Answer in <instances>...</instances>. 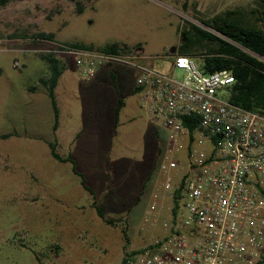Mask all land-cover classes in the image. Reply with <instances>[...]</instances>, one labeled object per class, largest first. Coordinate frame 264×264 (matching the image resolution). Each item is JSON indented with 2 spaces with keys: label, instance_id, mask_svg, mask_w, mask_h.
Returning a JSON list of instances; mask_svg holds the SVG:
<instances>
[{
  "label": "rangeland",
  "instance_id": "obj_1",
  "mask_svg": "<svg viewBox=\"0 0 264 264\" xmlns=\"http://www.w3.org/2000/svg\"><path fill=\"white\" fill-rule=\"evenodd\" d=\"M260 1L84 0L80 13L69 0H11L0 6V264H118L124 251L148 239L149 204L159 201L162 191L158 163L166 148V131L149 120L138 95L130 92L136 71L112 65L124 104L116 136L104 152L100 136L110 129L117 101L111 82L99 85L93 78L80 77L72 59L59 58L64 70L54 88L59 112L53 131L49 98L37 82L47 74L37 50L50 43L37 34L49 32L52 41H78L94 49L106 43L141 47L145 57L137 61H151L152 67L163 69L170 60L165 57L168 49L175 47L177 52L181 31L189 23L212 31L200 20L233 8L253 21L256 15L250 10L262 9ZM193 58L200 64L202 55ZM32 86L34 90H28ZM84 113H91L93 130L83 127ZM80 129V138L88 143L84 149L83 143L71 142ZM53 139L60 156L74 153L79 165V159L87 161L91 169H100L106 153L109 179L115 183L121 172L128 201L150 164L148 190L137 203L126 204L131 210L119 211L120 221L104 223L88 205L90 197L70 164L49 154L47 142ZM177 175L171 172V186Z\"/></svg>",
  "mask_w": 264,
  "mask_h": 264
},
{
  "label": "built area",
  "instance_id": "obj_2",
  "mask_svg": "<svg viewBox=\"0 0 264 264\" xmlns=\"http://www.w3.org/2000/svg\"><path fill=\"white\" fill-rule=\"evenodd\" d=\"M48 42L37 52L72 59L84 76L115 63L135 70L140 107L166 131L162 191L145 219L150 233L127 250L125 264H264V114L229 101L230 70L204 72L178 52L158 69L137 61L145 57L139 48Z\"/></svg>",
  "mask_w": 264,
  "mask_h": 264
},
{
  "label": "trees",
  "instance_id": "obj_3",
  "mask_svg": "<svg viewBox=\"0 0 264 264\" xmlns=\"http://www.w3.org/2000/svg\"><path fill=\"white\" fill-rule=\"evenodd\" d=\"M11 0H0V6ZM73 2L75 11L82 12L84 0H69ZM262 9L250 11L255 13L253 21L244 17L236 8L226 9L200 21L212 31L205 30L196 24L189 23L181 31V43L177 52L186 55H202L200 67L204 72H213L228 69L234 76V82L230 89L229 101L248 110L264 114V0L260 1ZM259 22V24H257ZM37 36L52 39V33L40 32ZM80 47L92 48L90 44L83 42H64ZM200 48H204L203 52ZM103 51H127L130 49L125 44L106 43L97 47ZM39 57L46 62L47 75L38 78L37 82L42 86L49 98L54 130L58 122V108L54 96V86L63 70L62 61L50 53H40ZM122 105L119 99L115 107V114ZM50 155L58 162H69L71 171L79 177L81 186L92 196V205L97 216L106 224L120 221V218L105 216L102 207L97 206L93 192L86 185L83 175L76 169L70 155L60 156L55 150V141L47 142ZM134 251V250H130ZM129 252L124 251V255ZM118 264H125L122 256Z\"/></svg>",
  "mask_w": 264,
  "mask_h": 264
},
{
  "label": "crops",
  "instance_id": "obj_4",
  "mask_svg": "<svg viewBox=\"0 0 264 264\" xmlns=\"http://www.w3.org/2000/svg\"><path fill=\"white\" fill-rule=\"evenodd\" d=\"M138 48L142 51L141 47H138ZM62 63H63V67H64V62L62 61ZM115 64H119V63H115ZM112 65H110V66L109 65H99L95 69L93 74L90 75V76H84L80 72L78 74H79L80 77H86V78L89 77L90 79L91 78L95 79V81L99 85H102L103 83L104 84H106V83L109 84L111 82L110 85L113 87V89H114V91L116 93V97H117L116 105H117V102H118L119 99L122 100V105H123L124 104L123 98H122V96L119 95L120 89H119V87L117 86V83H116L117 82V78H119V76L118 77L116 76V74H115L116 72L113 70ZM119 65L123 69H128V67L125 66V65H122V64H119ZM63 70H64V68H63ZM63 70H62V72H63ZM62 72H61V74H62ZM60 75H59V77H60ZM106 76H107V78H106V81H105V77ZM108 77H109V81H108ZM57 82H58V79H57ZM57 82H56V84H57ZM56 84H55V86H56ZM55 86H54V88H55ZM28 90L33 91L34 90V86L29 87ZM44 91H45V89H44ZM53 92H54V89H53ZM130 92L137 94L135 84L132 86ZM54 96H55V94H54ZM116 105H115V107H116ZM122 105H121V107H122ZM115 107H114V110H113V122H112V124L110 126H108V128H110L109 131L104 136H100L99 135L100 139L103 142V150H104V152L106 151L105 149H109L110 148V144L112 142V138L114 136H116V132H117L118 126H119V122H118L119 117H118V115H119V111H120L121 107L119 108V110H118V112L116 114H115ZM145 113L148 115V112L146 110H145ZM91 119H92L91 113H89V114L88 113H84V115L82 117V121L84 122L83 127L84 128L86 127L85 130L90 129L91 127L92 128L90 130H93V122L91 121ZM52 121H53V116H52ZM57 127H58V122H57V126H56V128L54 130H56ZM111 129H112V133H111ZM153 131L155 132V134L157 133V130H153ZM82 132H83L82 129L77 130L75 132V134L73 135V137L71 138V142L74 143L77 140L78 145H80V143H83L81 145L82 147L81 146L80 147L82 149H84L85 148V144L84 143H86V144H88V143L85 142L82 138H80ZM93 134H94V132H93ZM93 134H90L89 138H88V139H90V144L93 141ZM109 134H111V135H109ZM78 138L81 139L82 142H80L78 140ZM53 140L55 141V146H56L57 145V141H56V139H53ZM107 145H108L109 148L107 147ZM48 150H49V148H48ZM67 155H70L72 157V159H73V161L75 163L76 169L83 175L86 185L93 192V198H94V201H95L96 205L102 207L103 212L106 211L107 213H109L107 217L112 218L113 214H111V213H113V212H116V214H114V215H117L119 213V211H122L124 213L128 212L129 210H131V206L130 205L126 206V204L127 203H129V204L130 203H132V204L137 203L138 200L140 199V197L143 194H145V192L148 190L147 189L148 188L147 184H148V182L150 180V176H151V165L150 164L144 167L141 183L136 187V189H134L131 192V193H134L135 196L133 195L132 200L128 201L127 198H126V192H128V191H126V189H125V185L123 183L121 172L119 171L121 175L119 173H117V178H116L115 183H113V181L111 179H109V175H110L109 174V167L111 165V161H110V158L106 155V153L104 155H102V157H101L100 169H98V170H97V168L96 169H91L90 166H89L90 162L83 161V160H80V159H79V161H80V165H79L78 164V159L75 158L74 153L73 154L68 153ZM65 156H63V157H65ZM70 169H71V165H70ZM79 183H80V181H79ZM83 190L90 197V202H89L88 205L91 204V206L93 207V205H92V196L84 188H83ZM104 214H105V212H104ZM105 216H106V214H105ZM120 217L121 216H119V214H118V216H116V218H120Z\"/></svg>",
  "mask_w": 264,
  "mask_h": 264
},
{
  "label": "water",
  "instance_id": "obj_5",
  "mask_svg": "<svg viewBox=\"0 0 264 264\" xmlns=\"http://www.w3.org/2000/svg\"><path fill=\"white\" fill-rule=\"evenodd\" d=\"M174 51H175V47H170V48L168 49V52L171 53V54L174 53Z\"/></svg>",
  "mask_w": 264,
  "mask_h": 264
}]
</instances>
